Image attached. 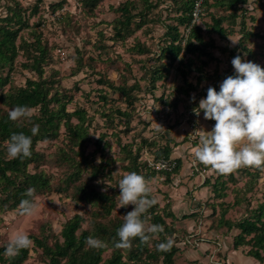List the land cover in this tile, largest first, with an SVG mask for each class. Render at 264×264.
Instances as JSON below:
<instances>
[{
    "label": "rangeland",
    "instance_id": "1",
    "mask_svg": "<svg viewBox=\"0 0 264 264\" xmlns=\"http://www.w3.org/2000/svg\"><path fill=\"white\" fill-rule=\"evenodd\" d=\"M7 1L0 0V18L8 14L9 8L20 12L28 27L21 30L19 39L31 42L34 35L47 48L42 78L53 82L51 92L58 90L68 102V112L83 111L86 137L82 147H73L67 132L60 128L57 138L38 142L36 150L41 158L28 171L42 172L49 186L36 196L38 207L33 215L22 216L17 210L0 212V246L18 232L34 237L55 236L75 214L84 218L82 227L87 228L92 212L99 208L81 200V189L98 190L112 200L110 215L98 221L123 222V215L134 207L119 208L118 197V182L126 173L130 151L137 155L140 166L156 172L150 180L152 195L160 208L168 206L176 216L165 220L175 231L167 235L178 250L175 264H264L247 256L248 246L234 250L232 239L238 231L224 225L264 210V171L245 167L222 175L197 161L193 149L199 145L201 130L211 131L215 125L204 119L202 111L199 116L194 114V105L199 106L202 97L193 92L188 97L179 94L183 81L171 69L166 77L153 83L154 87L150 83L153 70L166 64L157 57L167 42L168 28L179 25L177 18L186 0H148L150 5H145V0H99L91 10L79 0ZM125 3L134 17L126 30L119 31L117 21L123 20L119 8ZM242 8L245 11L233 23L229 13L215 7L212 1L204 4L196 25L204 29L211 16H225L223 27L232 31L223 41L212 36L217 48L213 55L221 63L207 65L204 70L208 76L215 71L235 72L231 61L237 55L264 68V40L260 39L264 37V0H248ZM241 20L246 30L259 34V38H241ZM179 32L185 36L187 30L179 26ZM244 47L249 54L243 51ZM24 62L20 52L9 83L0 93L9 87H23L27 78H37L21 67ZM7 72L5 69L3 76ZM195 77V73H190L187 81L194 85ZM107 82L126 88L136 82L138 89L130 92L132 105L127 106L119 93L108 89ZM221 83L203 80L197 87L199 90L216 86L219 92ZM99 94L106 100H101ZM0 108L8 110L1 105ZM115 110L127 112L129 117L120 118ZM72 124H77V120L73 119ZM169 140L176 143H170V160L174 163L179 159L181 165L177 173L165 180V173L170 171L157 170L154 165L160 159L156 157L157 149ZM5 147L0 143V150ZM5 153L9 157L7 149ZM190 214L192 217L183 218ZM39 253L32 248L24 264H44ZM109 255L108 250L103 259Z\"/></svg>",
    "mask_w": 264,
    "mask_h": 264
},
{
    "label": "trees",
    "instance_id": "2",
    "mask_svg": "<svg viewBox=\"0 0 264 264\" xmlns=\"http://www.w3.org/2000/svg\"><path fill=\"white\" fill-rule=\"evenodd\" d=\"M9 1L15 2L16 0H8L7 2ZM79 1L91 10L96 7L99 0ZM193 1L186 0L183 3L182 14L177 18L179 25L168 28L165 34L167 42L160 48L157 57L158 61L161 63L165 61L166 64H161L153 70L150 83L154 87L153 83L166 77L171 69L183 81V86L178 88L179 94L188 97L193 92L195 95L205 98L208 88L204 87L198 90L197 87L201 81L214 79L223 81L227 76L235 75V72L224 70V72H212L213 74L211 73L212 75L208 76L204 70L212 62L216 66L221 63L213 55V50L217 48L212 36H216L223 41L232 34V31L223 27L225 16H211L210 24H206L204 29L201 26L192 24L190 10ZM208 1H212L215 7H220L221 10L229 13L228 17L234 23L235 19L240 17L239 15H242L245 11L242 7L247 4L248 0H205L204 4ZM144 2L145 5H150L148 0ZM54 9L55 7H53ZM119 11V17L123 20L121 22L120 20L117 21L119 27L116 28L119 31L120 29L126 30L134 16L131 15L126 3L119 8ZM32 12L35 13L36 8ZM179 26H184L187 30L185 36L180 34ZM24 27H28V25L22 20L20 12L11 8L8 9V14L5 17L0 18V89H3L9 83L10 71L20 52L25 58V62L22 63L21 67L37 76L36 79L27 78L23 87H9L5 93H0V105L8 109L5 111L0 108V143L6 145V141L13 133L23 132L31 136L30 129L33 125H39V132L32 137V155L30 158L12 159L7 157L5 153L7 145L3 150H0V212L17 210L21 200L29 198L25 196V192L28 189H34L36 197L48 188L49 180L42 172L35 171L30 173L28 171V167L37 164L41 158V154L36 150L38 142L57 138L60 128H64L67 132L73 147H82V142L86 137V130L83 127V111L74 110L73 112H68L66 110L68 102L62 99L58 90L51 92L53 82L49 83L42 78L44 65L48 60L47 48L34 35L31 42L26 41L27 39H19V33ZM240 32L242 34L241 38H259V34L246 30L244 20L240 22ZM260 39L264 40V37ZM18 40L19 43H17ZM242 49L247 53L249 52L245 47ZM5 69L8 72L3 76ZM214 70L217 69L215 68ZM190 73L196 74V83L194 85L187 81ZM99 81V85H102V80ZM107 85L108 89L119 93L123 97L127 106L132 105L134 98L131 97L130 92L133 89H138L136 82L131 88L124 86L115 87L110 82H107ZM214 87L217 89L216 86ZM99 97L103 101L106 100V97L101 94H99ZM16 106H27L35 110L31 120L11 121L8 117V112ZM194 107L195 109L198 108V104H195ZM115 113L120 118L129 117L127 112L115 110ZM73 119L77 120V124H72ZM207 121L210 125L216 123L214 120ZM170 143L176 146L174 141L169 140L168 143L157 149L156 157L173 163L170 160L172 151ZM137 160V155L129 151L125 172H137L146 179L151 180L156 172H150L149 169L140 166ZM180 165L181 161L179 159L174 160V166L170 169V172L165 173V180H168L170 174L177 173ZM223 185L224 183L221 184L222 187ZM81 200L99 208V211L92 212L87 228L82 227L85 222L84 218L79 214H75L65 222L59 234L55 236L41 235V237H34L29 235L30 239L34 241L33 245L28 249L21 250L15 258L9 259L4 255L5 247L8 243L0 246V264H24L32 248L40 251L39 255L42 257L44 264H175L174 255L178 253V250L174 243L170 251L157 250V245L161 242H166L168 239L167 235H172L175 232L165 222L166 219H176V216L168 206L167 209L165 206L160 208L157 202L147 213L148 222L150 224L163 225L164 232L155 235L147 245L141 244L139 239H135L132 241L131 250H124L116 249L113 246L114 242L119 240L117 230L123 222L118 219H110L108 222L98 221V218L108 217L113 210L114 204L110 197L98 190L90 189L86 191L81 189ZM192 215L183 216V218L192 217ZM263 215L264 210L259 209L250 218H244L234 224L226 221L224 224L228 230L235 228L238 231L232 239L233 249L237 250L239 247L248 246L247 256L256 259L260 263L264 262ZM90 235L105 241L108 246L102 249L88 247L85 241ZM108 250L110 255L104 260L103 254Z\"/></svg>",
    "mask_w": 264,
    "mask_h": 264
},
{
    "label": "clouds",
    "instance_id": "3",
    "mask_svg": "<svg viewBox=\"0 0 264 264\" xmlns=\"http://www.w3.org/2000/svg\"><path fill=\"white\" fill-rule=\"evenodd\" d=\"M231 63L235 75L222 81L219 92L210 86L206 97L200 99L198 108L193 110L196 116L203 111L205 120L216 122L211 131L201 130L203 134L199 136V145L193 149V154L197 161L222 175L245 167L264 171V68L242 60L239 55ZM192 100H195L194 95ZM32 115L33 110L27 106H16L8 112L13 122L31 120ZM160 129L164 128L160 126ZM30 131L31 136L23 132L13 133L6 141L9 158L31 157L32 137L38 134L39 125H33ZM151 183L137 172H127L119 180V208L134 207L123 215V223L117 230L119 240L114 242V248L131 250L135 239L147 245L155 235L164 232L163 225L148 222L147 213L157 204L152 196ZM25 196L30 199L21 200L17 211L19 215L31 216L38 207L35 190L28 189ZM33 243L27 233L18 232L6 245L4 255L9 259L15 258ZM85 243L95 249L108 246L105 241L91 235ZM173 243V239L168 238L157 245V250L170 251Z\"/></svg>",
    "mask_w": 264,
    "mask_h": 264
},
{
    "label": "built area",
    "instance_id": "4",
    "mask_svg": "<svg viewBox=\"0 0 264 264\" xmlns=\"http://www.w3.org/2000/svg\"><path fill=\"white\" fill-rule=\"evenodd\" d=\"M205 0H194L192 4V8L190 10V17H191V23L197 24L199 22V19L202 15L203 6H204ZM174 166V163H171L169 161H166L164 159L158 160L154 168L157 170L162 171H170V169Z\"/></svg>",
    "mask_w": 264,
    "mask_h": 264
},
{
    "label": "crops",
    "instance_id": "5",
    "mask_svg": "<svg viewBox=\"0 0 264 264\" xmlns=\"http://www.w3.org/2000/svg\"><path fill=\"white\" fill-rule=\"evenodd\" d=\"M161 180H163V179H161Z\"/></svg>",
    "mask_w": 264,
    "mask_h": 264
}]
</instances>
